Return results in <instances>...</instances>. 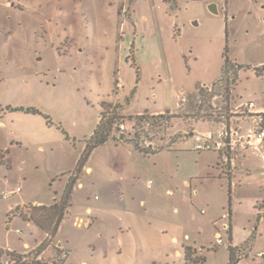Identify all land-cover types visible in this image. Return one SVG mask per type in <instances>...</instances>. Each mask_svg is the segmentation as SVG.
<instances>
[{"label": "rangeland", "instance_id": "rangeland-1", "mask_svg": "<svg viewBox=\"0 0 264 264\" xmlns=\"http://www.w3.org/2000/svg\"><path fill=\"white\" fill-rule=\"evenodd\" d=\"M210 3L228 9L236 20L226 21L224 11L212 14ZM263 6L264 0H0V161L7 162L8 156L12 166L0 163V193L19 185L25 197L51 200L63 186L61 179L76 168L100 121L101 103L118 101L126 117L177 113L183 117L171 119L173 136H189L191 131L196 136L149 155L134 149L129 154L112 143L100 148L93 160L94 173L84 176L85 187L76 193L74 210L108 205L114 213L123 207L121 186L126 181L144 187L151 180L155 192L144 187L143 194L149 205L169 202V188H179L190 198L198 185V204H184L198 221L228 212L222 209L223 202L228 207V184L222 190L217 179L199 182L192 177L199 155L206 160L219 157L218 151L198 152L192 146L197 139H212L220 123L193 124L190 118L205 111L224 112L225 95L217 90L218 96L201 106L196 96L182 100L188 91L197 93L200 84L216 81L226 48L242 63L264 62ZM241 71L236 91L264 105V75L249 68ZM133 124L126 120L128 128ZM242 126L250 129L249 122ZM142 129L148 134L141 140L145 147L167 141L161 140L165 136L161 123ZM251 165L253 175L247 168L240 172L242 194L259 192L264 185L257 159ZM178 173L188 175L192 188L182 184ZM51 176L57 179L53 182ZM9 201L0 196V245L21 247L22 238L34 242L37 234L31 229L38 234L42 229L21 217L10 222V215H5ZM66 230L83 237L84 230L72 225ZM262 244L264 237L259 236L256 246ZM199 247L196 256L205 259L199 264H229L225 246L209 244L202 251ZM255 259L256 264L262 261Z\"/></svg>", "mask_w": 264, "mask_h": 264}, {"label": "crops", "instance_id": "crops-1", "mask_svg": "<svg viewBox=\"0 0 264 264\" xmlns=\"http://www.w3.org/2000/svg\"><path fill=\"white\" fill-rule=\"evenodd\" d=\"M219 10V14H222L223 11L225 12L226 21L233 22L236 20V15L229 14L228 9H221L219 6ZM228 22L227 25L229 24ZM228 55L238 65L248 66L250 67L249 69H255L259 65L264 66V62H260L258 66L257 64L242 63L237 58H233L229 51ZM241 76L242 71L240 70L237 81ZM179 92L185 93L184 89L179 90ZM188 94L194 93L188 91ZM245 100H252L258 109H264V105L260 104L257 99H246L245 96L236 91L235 86L231 91L227 104H235ZM183 101H185V97ZM114 103L120 104L118 101ZM183 105L181 104L179 109ZM218 133L214 131L212 139H216ZM195 136L196 133L194 131L189 133V137H192V139ZM206 139L212 140L210 138ZM198 141L201 140L197 139L195 144ZM110 143L118 149L123 147L126 148L124 150H127L129 154H134L133 149L127 148V145L109 141L92 151L85 166L79 173L74 174L76 168L69 170L68 178L66 180L61 179L63 181L61 190L56 191L51 200L45 201L25 197L22 195L23 188L19 194L9 198L8 200L10 201L5 208V215H10L11 209L21 203H37L39 205L33 209L31 217L21 218L29 223L35 222L38 224L42 229V233L38 234L31 229L32 234H37L34 242L30 239L22 238L21 247L6 246H11L19 251L37 248L38 253L44 260L35 264H51L52 262H55V264H187L188 253L192 254V257H199L196 255L200 245V251L209 244L212 247L225 246L217 245L216 242L219 227L217 221L224 212L221 214H210L207 217V222H200L190 210L191 207L189 209L184 208L186 201L190 202H187L188 205L193 207L194 204H198L197 197L200 190L197 183L194 190L191 189L190 191V198L182 195L179 188H169L172 196L169 202L165 204L153 202L149 205L143 194H146L144 187L150 190V194L155 192L152 182L149 184L151 180L144 182V187H140L136 181H126L121 186L124 190L121 198L123 207L115 209L114 213H110L111 208L108 205L107 207L98 206L96 209L92 205H86L84 210H74L73 205L76 193L78 189L85 187L84 176L92 175L95 171L93 165L95 153ZM194 146H192L193 150H195ZM85 148L86 145L78 161ZM6 158L9 161V157L6 156ZM253 159H257L259 162L258 167H262L260 175L261 178H264V143L236 153L233 166L226 164L224 158L220 156V152L218 158L207 160L199 155L196 163L198 171L196 169L192 177L199 182L206 178L217 179L222 190L228 184V207L226 208L227 205L224 202L222 203V209H228L230 212V228L228 231H224L225 239L235 245L247 243L249 252L246 262L256 264L255 258L257 257H255L254 250L256 248L258 251L264 249V244L256 246L258 237H264V221L261 220L259 215V207L264 201V185L260 188L261 191L258 192L257 190L251 195L242 194V187L240 186L241 170L247 168V174L253 175L254 167L251 168ZM254 166L256 167V165ZM9 168H12L10 161ZM184 173H178L183 179L182 184L192 188L188 175ZM56 179L57 176H51L53 182ZM71 180H74L75 184L70 197L65 201V192ZM126 192L128 194L125 197ZM106 209L109 213L103 212ZM49 213L53 214L48 215ZM206 213L205 211L204 214ZM18 217L10 215V222H14ZM55 224L57 225L54 228ZM67 225L84 230V233H82L83 237H80L76 231L69 232L66 230ZM209 232L211 234L210 237ZM19 233L22 234L23 231L19 230ZM242 233H244L243 236H241ZM225 247L229 254L228 247ZM202 262H205V259ZM259 262V264H264L263 260Z\"/></svg>", "mask_w": 264, "mask_h": 264}, {"label": "trees", "instance_id": "trees-1", "mask_svg": "<svg viewBox=\"0 0 264 264\" xmlns=\"http://www.w3.org/2000/svg\"><path fill=\"white\" fill-rule=\"evenodd\" d=\"M243 68H250V67L238 65L235 61H233L229 57L228 49L226 48L224 53V63L222 66L220 76L216 79L215 82H213L212 85H205V86L199 85L200 88L198 92L194 93V95L188 94L185 97V100L190 97L195 98L196 96L197 101L201 106L202 104L208 102L210 99H213L215 96L217 97L218 96L217 90H218L221 92L223 91L222 93L223 95H225L224 102L228 103L230 99L231 91L236 85L239 71ZM254 70L256 71L257 75H264V66L257 67ZM101 107L102 110H101L100 121L93 134L86 140V148L78 161L74 174L79 173L83 169L90 154L94 149L104 145L109 141L130 146L132 149L136 151L149 155V154H154L155 152H157L162 148L171 149L172 146L177 141L189 137L188 135H182V134L179 136L178 135L173 136V132L170 128L172 127V125L170 124L171 119L183 117L177 113H172L171 111H167L156 115L155 114L150 115V113L144 112L135 116L126 117L122 112L123 106L119 103L114 104L109 101H104L101 103ZM27 111L33 113H39V111L34 108H28ZM190 118L193 120V124L199 121H208V122L217 121L214 120L213 118V112L207 113L206 111L203 113V115L201 114L200 117L191 116ZM127 119L131 121L134 120V124L132 128L127 127L126 130H121L120 125L122 123L126 124ZM156 123H161V125H163L165 129L164 132L165 136L161 137V140L166 141L167 139V141L158 147H153L151 144L145 147L141 140L143 134L146 135L147 133H144V129L142 128L145 124L152 125ZM146 136H148V134ZM220 156H222L221 153ZM0 163L6 164L9 167V161L4 162V160H1ZM74 184H75L74 180H71L69 182L64 196L65 201L68 200V198L70 197ZM228 249L230 254L229 264H234L235 263L234 249L233 248H228ZM203 260H204L203 258L192 257V254L190 253H188L187 255V264H199Z\"/></svg>", "mask_w": 264, "mask_h": 264}, {"label": "built area", "instance_id": "built-area-1", "mask_svg": "<svg viewBox=\"0 0 264 264\" xmlns=\"http://www.w3.org/2000/svg\"><path fill=\"white\" fill-rule=\"evenodd\" d=\"M213 118L220 123V130L216 139L198 141L194 146L196 151H219L226 164L233 166L236 153L264 143V109H258L252 100H245L235 104L229 103L227 110L220 113L214 112ZM243 122H249L250 129H245L242 126ZM120 129L126 130L127 125L122 123ZM149 184H151V181H149ZM21 191L22 188L18 186L12 190L2 191L0 196L4 199H9ZM38 206L37 203H21L11 209L10 215L12 217H31L33 209ZM203 212L205 211L203 210ZM259 215L261 220L264 221V201L259 207ZM229 221V211L224 212L217 221L219 225L216 239L217 245H225L234 249V264H254L246 262L249 252L247 243L235 245L225 239L224 231L229 230ZM255 257L264 261V249L257 251ZM43 260L44 258L38 253L37 248L19 251L11 246H0V264H35L43 262ZM51 264H55V262Z\"/></svg>", "mask_w": 264, "mask_h": 264}, {"label": "water", "instance_id": "water-1", "mask_svg": "<svg viewBox=\"0 0 264 264\" xmlns=\"http://www.w3.org/2000/svg\"><path fill=\"white\" fill-rule=\"evenodd\" d=\"M208 8H209L210 12L213 14H219L220 13L219 5L217 3H210Z\"/></svg>", "mask_w": 264, "mask_h": 264}]
</instances>
